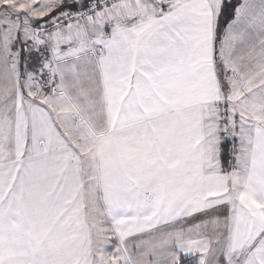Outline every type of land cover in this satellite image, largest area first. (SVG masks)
Listing matches in <instances>:
<instances>
[{
    "label": "snow or ice",
    "instance_id": "snow-or-ice-1",
    "mask_svg": "<svg viewBox=\"0 0 264 264\" xmlns=\"http://www.w3.org/2000/svg\"><path fill=\"white\" fill-rule=\"evenodd\" d=\"M0 264H264V0H0Z\"/></svg>",
    "mask_w": 264,
    "mask_h": 264
}]
</instances>
